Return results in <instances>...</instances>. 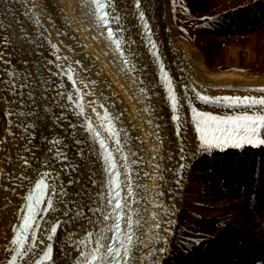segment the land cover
Masks as SVG:
<instances>
[{
  "label": "bare ground",
  "instance_id": "bare-ground-1",
  "mask_svg": "<svg viewBox=\"0 0 264 264\" xmlns=\"http://www.w3.org/2000/svg\"><path fill=\"white\" fill-rule=\"evenodd\" d=\"M234 1L237 0H141V10L145 12V19L149 25V29L145 30L139 14L135 11L133 0H119L118 7L124 9L126 3L128 8L124 10H130L128 15L124 16L121 25L126 29L123 36L128 41V43H122L124 53L125 55L132 53L129 56L131 64L127 67L122 64L105 32L102 33L101 28L94 23L92 13L84 7V0H51L47 9H40L39 26L34 23L35 17H24L20 10L21 21L29 33L30 41L15 42L18 51L12 56L5 55V59H11V65H5L0 61V115L3 121L0 139L5 140V143H0V172L4 173L0 175V261L5 257L6 237L10 239L12 235L11 226L18 223L17 212L21 211L22 197L30 187L27 180L23 182V187L14 182L22 171L16 155L19 146L24 144V141L19 139V135L24 133L15 123L11 126L7 124L10 117L5 115V111L15 112L17 109L27 111V108L26 105L19 103L5 104L2 99L7 98L8 101L16 99L10 92L2 90L4 68H11L14 65L21 75L31 71L33 77L51 81L50 84L44 85L48 89L51 114L54 117H60L63 112L66 119L60 117L59 122L56 123L52 119L42 121V126L35 129L36 137L33 140V145L40 144L42 147L40 149L33 147L32 151L39 156L43 153V149L49 146L48 142L53 136L64 138L56 145V148H59L68 159L57 161L52 165L62 174L56 183L58 185L63 183L69 193L80 190L90 195L101 190L99 182L102 180L103 163L101 158L89 151L90 148L99 149V146L90 138L91 134L85 130L84 117H78L73 113L75 104L67 102L66 96L63 99L68 106L61 107L58 103L51 102L58 93L63 91L59 87L61 80L66 87H70L66 75L56 74L60 72V69L56 68L57 56L61 57V68L64 72L67 71V64L72 62L78 83L81 79L86 82L96 81L94 85L89 83L87 88H83V92L85 112L92 118L98 130L106 135L92 107H95L101 115L104 108H107L112 116L116 117L115 123L121 132V138L123 139L125 132L132 138L125 144V149L130 148L135 152V156H131L130 159L139 161L131 165L133 171L130 175L133 177L134 190L138 196L143 197L141 232L145 245L149 244V237L154 233L160 234L161 239L155 242V246L166 248L164 253L154 254V258L158 259L160 264H166L171 254L176 251V242L180 240L182 231L187 227L190 228L191 238L199 241V243L195 242L200 246L197 258L211 260L210 262L214 264L224 262L222 259L226 256H217L216 247H224L234 230L241 231L246 238L264 241L262 220L252 217L240 196L220 200L218 210L220 209L221 212L205 208L204 199L216 200V195L209 197L214 183L198 168L204 161L211 158L220 159L223 162V159H229L248 150L257 151L261 156L264 154V146L245 145L242 149L229 148L223 152L218 149H213L211 153L198 152L197 134L191 124V110L186 100L181 101L182 107L178 112L181 120V134L178 137L175 122L171 119L170 102L167 100L166 91L160 80L159 65L156 56L153 55L154 51L159 55L165 70L173 78L177 95L184 94V86L187 85L189 89L187 94L193 97V103L201 110L213 111L217 114L232 111V109L205 105L195 100L194 92L191 91L193 85L196 90L207 95L258 94L246 93L243 89L264 84V70L245 69L241 63L264 60V2L245 3L237 10L225 12L230 9L229 7L211 16L217 17L212 26H203V16L211 8ZM32 2L42 3L43 0H32ZM14 8L19 10L18 5L14 4ZM2 11L3 9L0 8V12ZM111 26L116 28V22L113 21ZM13 27L17 25L14 24ZM57 33L61 34L57 35ZM194 33L197 37L192 36ZM232 34L236 35L233 37L234 40L247 38L248 42L243 46L231 43L221 48L218 43L225 41L226 36ZM48 38L58 45L59 52L51 48ZM152 42H155V49ZM199 43L203 45L198 46ZM256 47L260 48L261 52H257ZM65 56L68 57L67 61L63 60ZM21 59H27L29 64H22ZM76 60L81 62L80 65L74 63ZM133 66L134 70H132ZM49 68L52 70L51 73L48 72ZM89 89L96 95L89 94ZM101 103L104 105L103 108L99 106ZM12 119L15 120V117ZM30 119L31 117L27 118V120ZM8 127H11V134L6 131ZM41 136L46 139L42 140ZM157 136L161 139L157 140ZM181 140H183L182 145ZM109 144L111 150L115 148L114 141H110ZM64 145H67V148ZM181 146L185 149L183 160ZM5 148L11 149L9 154H5ZM81 152L82 155L79 154ZM23 155L30 157L31 153H23ZM114 155L117 157L118 164L121 165L123 161L119 159L117 153L114 152ZM10 158L12 163H7ZM64 164L71 165L75 170L64 168ZM158 164L160 168L156 167ZM181 164L184 165L182 171H176L175 169ZM242 166H244L243 163L240 167ZM33 167H36L35 163ZM120 170L123 173L122 167ZM217 171H215L216 175H218ZM153 173L163 175L164 179H160V175H153ZM240 173L246 174L247 170L243 168ZM26 174L33 180L36 178L31 168L26 170ZM224 175L227 176L225 178L233 189L242 187L245 178L247 182L252 179L247 176L243 180L238 178L235 181L232 173L224 172ZM9 176L13 179H9ZM69 179L74 180L75 183L68 185L66 181ZM92 179H96L98 183L92 184ZM260 182L263 184V181ZM137 185L141 187H136ZM153 185L157 187L154 188ZM13 188L15 192L12 191ZM157 192L162 195L157 196ZM48 194L51 195V193ZM69 199L88 204V197L84 195L70 196ZM157 200L163 201L168 206L167 212L154 208V202ZM154 211L159 212V221L151 215ZM85 215L88 213L85 212ZM40 217L52 222L57 218L65 221L58 226L57 235L52 243L56 264H67L72 256L62 255L61 244L63 243V248L69 253H73L75 249L67 236L70 233H76L74 238L78 240L83 234L80 226L87 227V222L82 218H76L69 223L68 217H60L57 213L41 212ZM216 217L220 218L217 230L227 231L224 237H216L212 230L203 231L204 227H200L197 223L200 219L210 221ZM158 222L160 228L149 230V226ZM163 237H167V244L164 243ZM41 238L46 241V237L41 235ZM205 241L209 243L205 245ZM43 247L44 245H40L37 250ZM147 250V248L144 249L145 252ZM228 250L230 252L231 248Z\"/></svg>",
  "mask_w": 264,
  "mask_h": 264
},
{
  "label": "snow or ice",
  "instance_id": "snow-or-ice-1",
  "mask_svg": "<svg viewBox=\"0 0 264 264\" xmlns=\"http://www.w3.org/2000/svg\"><path fill=\"white\" fill-rule=\"evenodd\" d=\"M118 3L119 0H84V7L92 13L93 21L101 28L102 33L106 32L108 40L115 46L116 51L123 59V63L128 65L131 64L129 56L132 53L129 52L127 55L124 53L122 43H128V41L123 36L126 29L121 25L124 16L128 15L130 10H124L128 8L126 3L124 9L118 7ZM133 3L144 29L148 30L149 25L145 19V12L141 10V0H133ZM14 4L18 5L19 10L14 8ZM50 4L51 0H43L42 3L32 2V0H0V8L3 9L0 12V61L3 64H12L11 59H5V55L12 56L18 51L16 41H30L29 33L21 21L20 10H22L24 17H35L34 23L39 26L41 23L40 9H47ZM9 18H11V22H9ZM216 18L208 17L206 19L214 20ZM49 19H51L50 14ZM113 21L116 22V28L111 26ZM14 24L17 27L14 28ZM17 32H19V35H17ZM60 34L57 33V35ZM48 43L56 52L60 51L58 45L53 43L50 38H48ZM152 44L153 49H155V42H152ZM153 55L156 56L159 65L160 80L166 91L167 100L170 102L171 119L175 122L178 137L181 134V120L178 117V112L182 107L181 101L186 100L191 110V124L197 134L198 152L211 153L213 149L223 152L229 148L242 149L245 145L264 146V84L244 88L243 91L246 93H258L244 95H207L196 90L193 85L191 91L194 92L195 100L213 107L232 109V111L224 114L204 111L198 108L193 103V97L187 94L189 91L187 85L184 86V94L177 95L173 78L165 71L159 55L155 51ZM63 60L67 61L68 57H63ZM56 61V68L60 69V72L56 74L66 75L70 87H66L64 81L61 80L59 87L63 91L58 93L57 97L52 99L51 102L58 103L61 107L68 106L63 99L66 96L67 102L75 104L73 113L78 117H84L85 130L91 134L90 138L94 142L98 141L99 149L90 148L89 151L94 152L98 158L103 160V175L102 180L99 182L101 190L90 195L80 190L69 193L63 183L59 185L56 183L62 174L56 171L52 165L57 161L68 159L59 148H56V145L64 138L53 136L52 140L48 142L49 146L44 148L43 153L39 156L32 151L33 147L37 149L42 147L40 144L33 145V140L36 137L35 129L42 126V121L52 119L56 123L59 122L60 117L66 119L63 112H61L60 117H54L51 114L49 97L47 96L48 89L44 87L46 83L50 84L51 81L33 77L31 71L21 75L14 65L11 68H4L5 76L2 90L10 92L16 99L14 101H8L7 98L2 99H4L5 104L19 103L26 105L27 108V111L22 109H17L15 112L5 111V115L10 117L7 124L11 126L15 123L24 133L19 135V139L23 140L24 144L19 146L16 155V160L20 162L22 171L14 182L23 187V182L27 180L30 187L22 197V207L25 210L22 213L17 212L18 225L13 224L10 239L6 237L5 257L4 260L0 261V264H56L52 241L57 235L58 226L65 221L57 218L52 222L49 219L40 217L39 213L41 212L57 213L60 217H68L67 222L69 223L76 218H82L87 222V227L80 226L83 234L78 240L74 238L77 235L76 233H70L67 236L75 249L73 253H69L63 248V243L61 244L62 255L65 257L72 256L67 264H160L159 260L154 258V254L166 251L164 247L157 248L155 246V242L161 239L160 234L158 232L154 233L149 237V244L145 245L141 232L143 227L142 212L144 211L141 208L143 197L138 196L134 190L133 177L130 175L133 171L131 165L139 161L130 159L131 156H135V152L130 148L125 149V144L132 138L127 135V132L124 133L123 139L121 138V132L115 123L116 117H113L107 108H104L101 115L95 107H92V111L96 112V117L106 135L98 130L93 124L92 118L85 112V94L83 92V88H87L89 83L94 85L96 81L86 82L81 79L78 83L72 62L67 64V71L64 72L61 68V57L57 56ZM20 62L25 65L29 64L27 59H21ZM48 63L52 62L48 61ZM74 63L80 65L81 62L76 60ZM132 70H134V66ZM51 71L49 68L48 72L51 73ZM29 77L32 78L29 79ZM89 94L96 95L91 89H89ZM99 106L104 107L102 103ZM12 117H15V120ZM28 117H31V119L27 120ZM25 120H27V123H25ZM71 127L74 128L75 125H71ZM6 131L11 134V127L6 128ZM41 139L45 140L46 137L41 136ZM156 139L160 140L161 138L157 136ZM110 141L115 142V148L112 150H110ZM0 143H5V140L0 139ZM77 143H82V141H77ZM182 144L183 140H181ZM160 146L162 147V144ZM64 147L67 148V145H64ZM54 148L55 151H53ZM4 151L5 154H9L11 149L5 148ZM114 152L123 161V173L120 171V165ZM180 152L183 160L184 147L181 146ZM23 153H31V156L23 155ZM79 154L82 155V152ZM159 158L163 159V157ZM7 163H12L11 158ZM33 163L36 164V167H33ZM63 167L75 170L68 164H64ZM156 167L160 168L161 166L158 164ZM183 167L184 165L181 164L175 170L182 171ZM29 168L36 174L34 180L26 174V170ZM164 171H167V169H164ZM2 174L4 173L0 172V175ZM144 175H148V173H144ZM153 175L160 174L153 173ZM8 178L13 179L11 176ZM160 179H164L163 175H160ZM66 183L72 185L75 181L69 179ZM91 183L97 184L98 181L92 179ZM136 187L141 186L137 185ZM153 187L155 188L157 185H153ZM12 191L15 192V188ZM48 193H51V195ZM80 195L88 197L87 205L69 199L70 196ZM159 195H162V193L157 192V196ZM153 206L163 212L168 211V206L161 200L155 201ZM85 212L88 215H85ZM69 213H72V215H69ZM151 215L159 221L158 211H154ZM151 228H160V223L149 226V230ZM41 235L46 237V241L41 238ZM163 239L164 243L167 244V237H163ZM38 241L39 243H37ZM195 242L199 243V241ZM40 245H44V247L38 251ZM145 248L148 249L146 252L144 251ZM256 264H264V256L258 258Z\"/></svg>",
  "mask_w": 264,
  "mask_h": 264
},
{
  "label": "rangeland",
  "instance_id": "rangeland-1",
  "mask_svg": "<svg viewBox=\"0 0 264 264\" xmlns=\"http://www.w3.org/2000/svg\"><path fill=\"white\" fill-rule=\"evenodd\" d=\"M256 1H263L264 0H237L234 2H226L223 4H220L214 8H211L205 15L203 16L204 18V27H209L212 26L214 23V20H209L206 19L208 16H214L215 14L220 13L223 10H226L230 7L229 10H226L225 12H231L234 10L239 9L242 4L245 3H255ZM223 7V8H221ZM221 8V9H219ZM219 9V10H218ZM264 28V27H263ZM264 30V29H263ZM192 36H196L197 34L194 33ZM195 37V38H196ZM233 37H236V35L232 34L229 36H226V40L223 42H219L218 45L221 48H225L229 46L231 43H235L236 45L240 44L241 46L246 45L248 42L247 38H242V39H236L234 40ZM240 37V36H239ZM203 45L202 43H199L198 46ZM255 50L257 52H261V49L256 47ZM241 66L245 69H254V70H264V60L263 61H252L249 63L242 62ZM3 128V121L0 115V129L2 132ZM259 154V155H258ZM262 156V155H261ZM260 153L254 150H248L240 155L236 154L234 157H229V159H223V162L220 159H213L204 161L202 163V166H198L200 171H202L206 176L214 183V187L210 190L211 194L209 197H213L216 195V200L211 199L207 200L204 199V203L206 204L205 208H209L212 211L218 212V208H220L219 203L220 200L225 199V198H231L233 199L234 197L238 196L237 188H232L229 186V183L227 182V178H225L224 172L227 173H232L234 175V180H238L240 176V172L243 170L245 167L247 170H253L259 172L261 169V173H264V157H261ZM264 156V155H263ZM241 163L244 164V166H241ZM201 167V168H200ZM216 170H218V175H216ZM208 204H212L208 205ZM245 206H247L245 204ZM222 210V209H221ZM221 212V211H219ZM219 217L213 218L212 220L208 221L205 219H200L197 221L198 225L200 227H204L203 231H213L216 237L218 236H223L224 234L227 233L225 231L219 232L220 230H217V225L219 222ZM231 228V227H230ZM189 227L184 229L181 233L180 240L176 242V251H174L171 256L168 258L166 264H206L208 262H205L206 260H203V258H197L199 254V245L195 243V240L191 238L192 236L190 235ZM216 229V230H215ZM233 229V228H231ZM222 233V234H221ZM231 237L234 235L230 234ZM233 241V240H232ZM235 241V240H234ZM235 243V242H234ZM207 245V242L206 244ZM198 246V247H197ZM220 247V246H218ZM204 248V247H202ZM201 248V249H202ZM222 248V247H221ZM213 256V255H211Z\"/></svg>",
  "mask_w": 264,
  "mask_h": 264
}]
</instances>
